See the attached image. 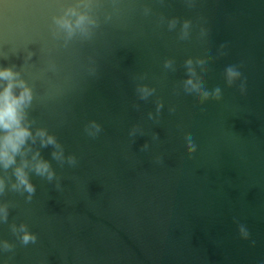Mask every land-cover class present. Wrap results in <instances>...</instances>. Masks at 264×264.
Listing matches in <instances>:
<instances>
[{"label":"water","instance_id":"1","mask_svg":"<svg viewBox=\"0 0 264 264\" xmlns=\"http://www.w3.org/2000/svg\"><path fill=\"white\" fill-rule=\"evenodd\" d=\"M70 2L0 0V65L59 146L26 142L52 172L26 166L30 194L19 154L0 169V264H264V0H90L91 34L65 42Z\"/></svg>","mask_w":264,"mask_h":264},{"label":"clouds","instance_id":"2","mask_svg":"<svg viewBox=\"0 0 264 264\" xmlns=\"http://www.w3.org/2000/svg\"><path fill=\"white\" fill-rule=\"evenodd\" d=\"M90 0H74L67 3L58 15L52 17L53 35L62 36L64 41L71 40L74 36L87 37L91 34L92 29L96 25V19L87 11ZM175 24L170 21L169 26ZM186 26V24H185ZM30 55V53H29ZM168 66V62H165ZM191 74V68L186 70ZM239 76V73L232 67L225 69V78L228 83ZM141 97H145L151 93V89L141 86L138 89ZM218 89L214 93H218ZM184 92L193 99L206 98L208 93L203 91L199 84L195 83L191 75L185 81ZM32 100V90L26 80L20 75L19 71L13 66L0 65V169H7L10 165H14L16 157L19 154L22 159L19 164L13 168L15 183L12 185L17 190H23L27 193L33 191V185L28 179L25 167H31L39 175H47L51 178L52 172L46 161L39 158L38 153H33L31 160L23 159V155L27 150L26 142L37 137L41 145L52 144L56 147L55 138L48 134L44 129L37 128L33 131L25 120V109ZM90 130V134L99 130V126L95 122H90L86 131ZM54 156L62 158V151L54 152ZM3 189V180L0 179V190ZM5 208L0 205V218L5 215ZM16 229L14 228V231ZM20 240L23 243L34 240V234L29 233L25 226H19ZM7 242L0 241V249L7 248Z\"/></svg>","mask_w":264,"mask_h":264}]
</instances>
